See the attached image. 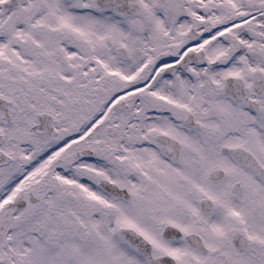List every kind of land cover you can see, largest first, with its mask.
<instances>
[{
  "label": "snow or ice",
  "instance_id": "1",
  "mask_svg": "<svg viewBox=\"0 0 264 264\" xmlns=\"http://www.w3.org/2000/svg\"><path fill=\"white\" fill-rule=\"evenodd\" d=\"M0 264H264V0H0Z\"/></svg>",
  "mask_w": 264,
  "mask_h": 264
}]
</instances>
